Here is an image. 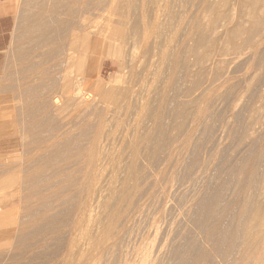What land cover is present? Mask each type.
<instances>
[{"label": "bare ground", "instance_id": "6f19581e", "mask_svg": "<svg viewBox=\"0 0 264 264\" xmlns=\"http://www.w3.org/2000/svg\"><path fill=\"white\" fill-rule=\"evenodd\" d=\"M130 1L132 2L133 0H130ZM130 1L127 0V3L129 2L128 5H133V4H130L131 3ZM136 1H138V0H136ZM140 1L142 2V0H140ZM144 1H143V3H144ZM168 1L164 0V3L168 2ZM177 1H179V0H177ZM183 1L185 2V0H183ZM183 1L181 2V0H180L179 2H176V4H179V3L183 4ZM197 1L195 3H198ZM199 1L203 2V4H202L203 10L202 11L207 15V18H205L207 21L206 20L203 21L204 19L201 20L202 16H201V19L196 18L193 21V18L190 19L189 15L184 16L181 14L182 11L178 12V10H176L177 11L176 13L180 14V17L183 16V17L189 18V20H191V22H192V23H190L187 20L189 22V23L187 22V24L189 26L188 27L186 26L187 28L184 30L183 33H181L180 32V22L178 20L173 19L174 17H170V16H168V14H166L168 17H170V19L168 20V17H167V19H165V18L163 19L164 16L161 19L160 16L162 15L161 13L164 10H160V9L162 6H165L164 4H161L162 3L161 1H160L161 3H159V4H158V2H157V4L155 3L157 8L152 13V15H149L150 13H148V15H147L146 14L147 10L145 11L144 9L148 8V6L146 4L148 1L145 2L146 5L141 4V6L139 7V10L136 13H132V12H135L133 6H131L133 9L132 8L130 9L128 6V8L130 9V11H129L128 8L126 7L127 4H126V6L123 5V7L125 9L124 10V9H122V6H121L122 5L121 0H120L121 3H119V0H112L111 3H114V5L111 6L112 9L110 10L111 13L108 16L109 18L107 19L106 27H108V30L111 31L110 33L113 35L114 41L108 42L106 44H108V46L110 48V52L118 60V66H117L118 67V74L115 75L116 76L115 80H119V79L121 80L123 77V79L125 81H121V84L118 86H115V85H113L114 87L111 86L110 87L111 89H109L108 87H107L108 89L107 88L105 89V87H104L105 85L103 86V84L98 82L97 83L98 84V90H95V92L92 93L89 90L87 92V90L84 88L85 87L84 85L87 83L86 81L88 79H87V75H82L79 78L80 81L78 79V82L77 81L75 82L76 84H78V89H76V90L74 89L75 93H72V92L70 93V88H71L70 80L68 79L66 72H63V74H62L63 79H62L61 83L58 84L55 88H51L52 91L50 92L51 94L49 95V103H50L51 111L53 110V113L60 112L59 108H61L60 106H62L61 105L62 99L66 96H70V98H71V96L73 98L76 96L77 99L80 101L79 104L81 106L84 105L89 100H91V101L94 100L97 102V105H101V106L96 111L95 108L97 106L95 105V108H94L95 110L93 109L94 111H96V112H93V113H95V115L92 113L94 115V116H92V118L93 117L94 118L92 121H89V120H91L90 119L91 117L88 120V122H90L88 125L89 130L87 129L89 131L88 132L89 137L86 135L87 138H85L88 141H87V143H86V141L83 142V143H86V146L84 144L83 149L81 147H79V148H81V150L84 151V153H82L83 151H81V153H79L81 156L79 154H75V156L79 155L80 157H84L82 167L80 165H77V166L81 167V169L76 170L77 166H75V164H74L75 162L73 163L75 168H76L75 171L76 172L80 171L79 174H81V177L77 176L78 174L75 175L76 172L74 173L75 177L77 176V178H78V179L75 178V181H78V182L77 183L74 182L76 187L72 186V184H71L72 182H69V180H67V183H70L71 186L73 187L71 189L72 192H73V189H75V188L77 189V190L75 189V192H74L75 193L74 194L75 201L72 199V203L75 202V203H73L74 206L73 205H72L73 207L71 206L72 209L69 206L70 209L68 208V210L67 209L63 210L64 208L67 207V206L64 207L66 205L64 203V206H63L64 208L62 207L63 209L61 208L62 210H60V212L62 211L65 214L67 211L70 210L68 215H65V216H68V219L67 220L65 219L66 222H64L62 219L63 224H65V225L61 224V225H63L61 229H58L61 226L56 228L57 227L56 225H55V228L57 229V231L53 229V231H56V232L63 231V233H66V232H64L65 230L68 232V233H66V234H68V237H65L66 234H64L65 236L63 237L64 239L66 238V241H65L66 243L64 242L65 245L63 247L61 246L63 248V250L59 254V257L58 258L55 257L56 259L52 260L51 263H50L49 259H47V257L45 256L46 260H47V262H46L47 264H48V261L50 264H166V263L169 264V261L176 259L177 256L181 255L180 252L178 251V248H179L178 246L179 245L182 246V243H183L182 241H184L183 238H181L182 235H185V236H183V237H185V240L187 237H192V236H193V240H194L195 235H193V230L196 229V231H197V228L202 226L204 221L206 222L205 217L210 218V215L212 214L211 212H210L211 214L209 216H206L207 213H209V211L211 210L210 208L213 206V205L211 206L210 203H209V205L211 207L209 205H201V207H200V205H199L200 209L198 210V214H196L197 210L195 209L196 211L195 210L194 211L196 213H193V214L190 213L191 216L190 217L188 216L189 219L186 217L187 221H183V219H180L177 216L176 217L172 216L174 213L173 208H174V206L175 207L177 206V204L175 205L174 203H175V200L177 199V197L180 198L179 197L180 194H185L189 197V199L187 197V200L190 201V203H189L188 207L186 206L187 208L183 209V207L180 206V209L182 208V210H179V208H178V210H179L178 212L176 209H174L178 215H179V212H180V215H182L181 213H183L182 217L186 216L184 214H188L190 209H193L195 207L194 204H196V203H193L194 198H192V195H191L192 188L189 189L191 186H193L192 182L194 180L198 179L199 177L200 178L205 177L206 179H207V177H209V176L206 177L203 174L206 172L207 168H209L208 167L209 157H210V159H212L211 157L215 156V155L210 156V154L214 153V151H215L214 150V151H212V153H210L211 150L214 149V147H216L218 145V143H220V141L222 140V138L224 136L226 137V134L228 133L227 131L230 130L229 126L232 127L234 125L233 124L234 122L237 123V120L243 119V118H238V116H239V113L241 112L244 98L246 96H247L246 98H248V96H249L246 94H248L252 89L250 82H248V81L252 80V78H254L256 76H257V78L259 76H261V77H259V79H262L264 77V0H211V1L199 0ZM153 2L154 1L152 0V5H154ZM187 2H188V0H187ZM123 3L125 4V2H123ZM137 3L140 4L139 2H137ZM188 3L190 4V0ZM188 3H186V4H188ZM176 4H174V8H175ZM186 4H184L183 6L186 7L185 6ZM135 5H134V7H136V10H137L138 6H135ZM95 6L97 7V5H95ZM143 6L144 7L147 6V7L144 8ZM188 6H191V5H188ZM198 6H199V3H198ZM198 6L196 5L197 8L200 7V6L199 7ZM170 7H173V6L171 5ZM91 8L92 7L90 6L89 9L92 10ZM93 8H94V6H93ZM179 8H180V6H179ZM166 9L167 8H165V10ZM194 9L195 8H191V10H194ZM83 10H85V9H83ZM131 10H134V11H131ZM172 10L173 9L171 8V11ZM92 11H93L92 15L96 19L97 16H99V12L94 13L95 10H92ZM160 11H162V12H160ZM195 11L198 12V9L194 10L193 12H195ZM87 13H90V12L86 11V13H83V14L80 13L79 14L80 18H78L79 19L78 25L76 23L77 26H75V27L69 26L67 31H66V34H65V39L67 40V44L69 46V49L72 50V53H68L66 55L65 63L68 66H75L77 69H81V67L82 68L84 67V63L86 62V59L89 56L88 51L84 52L80 56L75 54V53H77V49H76L77 43L80 40L82 41V43H84L85 40L87 39V42L82 44L83 47L85 45L89 44L91 49H94V48L97 49L98 45H101L102 40L104 41V39L100 40L96 37L95 38H91L89 36L87 37L88 32L86 30V24L84 22H86L87 20L89 21L90 16H92V15H89ZM165 13H164V15H165ZM183 13L185 14V11H183ZM187 13H190V12H187ZM199 13H202V12L199 11ZM111 15H113V16H111ZM183 17L181 19H183ZM92 19H94V18H92ZM187 24H184L183 27ZM192 39L194 40L193 43H191V42L188 43V41H190ZM104 42H106V41H104ZM126 64H127V66H126ZM257 78H254V79H257ZM262 84L264 86V83H262ZM76 88H77V86H76ZM254 88L255 87L253 86V89ZM261 88H262V86H261ZM256 89H258V88H256ZM255 91H258V90H255ZM252 92H250V94H252ZM258 94H259V96H257V100H255V98H254V100L257 103L255 106L253 105L254 107H252V106L248 107V105H246L249 108V116H248V112H247L248 109L246 110L247 113L246 112L244 113L243 109H242L243 113H241V117H243L246 114V116H245V122L246 123H244L245 125H241L243 123V121H238V122H241L239 124L241 125L242 130H243V131H241L242 133L240 132L241 135H239V136L243 137V135H244V138H246V139H247V135L251 136L252 134H254V132L256 130H258V129H256V127H257L256 125L262 124V121L264 120V90L262 91V93L257 92V95ZM253 95L255 96V94H253ZM253 95H251V96H253ZM73 98H71V99H73ZM75 99H73V100H75ZM251 99H253V98H251ZM67 101H70V100H67ZM90 102H88V103H90ZM98 102L100 104H98ZM220 102H221V105L224 104L223 106H224L226 111L224 110V108H223V110L225 111V113L227 112V110H228V112H230V116L225 114L226 116L224 115L223 120L221 118H219V116H221L220 109L222 110V108H219L220 106L219 107L216 106V103L220 104ZM63 103H64V101H63ZM211 103L215 104V106H216V107L214 106L215 109L219 108L218 110H219L220 115L218 114V117L216 115L215 116L218 119H221L223 121V122L222 121L218 122V120L217 121L215 120L216 118L209 117L210 119H212V120L214 119V121L218 122L217 125H216V123L213 124L214 121H212V120H211L212 122H208L207 124L202 123L203 120L205 121L207 119V117L210 116V115H208V113H210L209 107H210ZM244 103H245V101H244ZM247 104H250V102ZM251 104H253V103L251 102ZM86 105H87V103H86ZM88 107H89V104H88ZM247 107H245V108H247ZM82 108H84V107H82ZM54 111H57V112H54ZM210 111L212 112L213 110L211 109ZM224 111H221V112L224 114ZM238 111H240V112H238ZM242 114H244V115H242ZM71 115H72V113H71ZM235 115H236V117H234ZM228 116L230 118L234 117V118H238V119L236 121L233 120L234 121V122L232 121L233 125H230L231 119H229V121L226 120V122L224 121L225 117L228 118ZM246 117L247 118L249 117L248 121H246V119H247ZM77 120L80 121L79 119H77ZM208 120H206V121H208ZM77 122L74 125L72 124V126L74 127L73 129H75V130L76 129L79 130V128L80 127L82 128V125L84 124V123L80 124L81 122L80 123H77ZM200 123L203 124V126L199 128L198 126ZM240 125H238V123H237V127L238 126L240 127ZM68 126L71 127V124ZM235 126H236V124H235ZM243 126H244V129H243ZM237 127H234L233 129H236ZM260 127H258V128H260ZM217 128L223 134L222 135L220 132H218L222 136L218 133H217L218 136L215 135V131L217 130ZM19 129H17V130H19ZM69 129L71 132L72 128H68V130ZM240 130H238V133ZM62 131H64V130L62 129ZM62 131L60 132L61 135H62ZM231 131H232V128H231ZM234 131H233V133H235ZM259 131H260V129L258 131H256L255 133H257ZM261 131H262V129H261ZM22 132H23L22 135H24L23 130L21 131V133ZM67 132H68V134L70 133L69 131H66V133ZM229 133H231V132H229ZM238 133H236V137H238V135H237ZM10 135H12V134H10ZM55 135L58 136V137L57 136H55V137L60 138L58 134H55ZM232 135H234V134H232ZM13 136H15V135H13ZM19 136H20V134H19ZM250 136H248V137H250ZM255 136H256V134H255ZM259 136H260V134H258L255 138H257V137L259 138ZM178 137H180V139H178ZM236 137H234V138H236ZM251 137H250V139H251ZM238 138L240 140L243 139L241 143H245L244 138H240V137H238ZM48 139L49 138H47V140ZM52 139H53V136H52ZM227 139L230 141L229 142L227 140V142H229V143L233 142L232 147H234L235 141H232V138L230 140L228 136H227ZM253 141H251V143ZM256 141L257 140L254 141V145H256V143H255ZM54 142H58V141L54 140ZM43 143H40V144H42L41 147L45 146V145H43ZM46 143H47V141H46ZM46 143H44V144H46ZM229 143H227V144H229ZM241 143H240V145H242V147H244L245 144H241ZM248 143H247V145H248ZM260 143L264 144V142L262 140ZM40 144L38 145L39 147H40ZM50 144H47V145H50ZM227 144H225V145H227ZM229 145L231 146V144H229ZM258 145H257V147L256 146L255 147L258 148ZM221 146L218 149L219 151L223 149V147H221ZM236 146H237V144H236ZM246 146H245V149H246ZM39 147L37 148L38 150L41 148V147L40 148ZM238 147L239 146H237L235 148L237 149ZM242 147H239V148H242ZM22 148H23V145L21 143H18V148H16L17 155H16V153H14V155L18 156V154L21 151L20 149H22ZM47 148H50V147H47ZM77 148H78V146H77ZM226 148H227V146H226ZM38 150L35 149L36 152ZM225 150L226 149H224V151ZM251 150L253 152L254 149L252 148ZM255 150H257V149H255ZM32 151L34 152V150H31V152ZM47 151H49V149ZM77 151H78V149H77ZM224 151L222 150V152H219V153H221L220 155H223ZM78 152H80V150ZM227 152H229V151H227ZM249 152H250L249 150L247 153H246V151H244V153H246L248 158L251 157V155H250L251 153H249ZM217 153L218 152H216L215 154L217 155ZM230 153H232V152H230ZM239 153H237V154L240 155ZM10 154L13 155L12 153H10ZM10 154H8V156H10ZM82 154H84V156H82ZM237 154L235 153L233 155L238 156ZM241 154H242V152H241ZM255 154H256V151H255ZM260 154H261V152L259 151V155ZM23 155L24 154L22 153V156ZM31 155H33V154H31ZM34 155H36V153ZM261 155H263V154H261ZM37 156L38 155H36V157ZM244 156L245 155H243V157ZM256 156H258V154ZM33 157L35 158V156H33ZM33 157H32V161L34 160ZM220 157H218V158H220ZM28 158L26 156V159H28ZM216 158H215V161L217 160ZM231 158H233V157L231 156ZM253 158H256V157L253 156ZM238 159L240 160V158H238ZM238 159H237V161H238ZM30 160H31V158H30ZM51 160L52 159L50 158V161ZM212 160H210V161L213 163L214 161H212ZM222 160L225 161V158ZM222 160L221 159L217 160V163L219 161V165H221L220 163ZM229 160L233 161L234 159H230V157H229ZM244 160H245V158L242 159L243 162H244ZM246 160H247V163L244 162L245 165L248 164L249 159L246 158ZM20 161H22V160H20ZM73 161L74 160H72V162ZM25 162H27V161L25 160ZM234 162H235V164H237L235 160H234ZM240 162H241V160H240ZM16 163H15L16 167H17V165L21 164L20 162H19L20 164L19 163L16 164ZM227 163H230V161H228ZM253 163H252V165H253ZM22 164L24 166V160H23ZM224 164H226V163H224ZM232 164H233V162H232ZM35 165H36V162H35ZM41 165H42V162H41ZM41 165L39 163V167ZM214 165L213 166L210 165V167L211 168L215 167L214 170H216V168H218L219 165L217 164V167ZM229 165L230 164H228V166ZM234 165H232V166L234 167V169L236 168L235 172H239L236 170H239L238 167H240L241 165L239 166V164H238V167H235L236 165L235 166ZM257 165H261V163L256 164V166ZM8 166H9V164L3 163L1 165V171H0V203H4V205L6 203L8 204V202L12 201L11 199H14L13 197L14 196L16 197L18 194V192H12V190L11 191L8 190L9 187L12 185V186H15L16 188H18V186H19L18 181L16 180L18 178V175H16L17 178H15L13 181L11 180L12 182L9 181L7 176H9V174L15 175L16 173H14L15 167H13V166H11L12 168H14L12 170L13 173H10V169L8 168ZM26 166H27V164L25 165V167ZM221 166H219V167H221ZM20 167L18 166L17 169L15 170L17 172V174H18V171L20 170ZM35 167H34V164L32 166H30V169L28 167H26L28 169V171L31 170V172L27 171L28 174H30V173L32 174L30 176L34 175V172H32V171L36 170ZM41 167H40V169H41ZM243 167H244V165L242 166V168ZM246 167H247V165H246ZM248 167H247V169H248ZM259 167L257 166L256 168H259ZM226 168L228 169L227 166H226ZM226 168H225V170H226ZM32 169H34V170H32ZM229 169H231V168H229ZM234 169H232V170H234ZM243 169L245 170V168H243ZM38 170H39V168L37 167V171ZM41 170L43 171V169H41ZM220 170H222V167ZM228 170H226L227 172L226 171L224 172V170H222L221 173L223 172L226 175V174H228L229 171L231 172V170H229V171ZM244 170H242V171H244ZM256 170H258V169H256ZM261 170H262V168L260 169L259 172L256 171L259 173V176H257V177L260 178V179L258 178V181L260 180V182L264 180V176H262L263 179H262V177H260L261 176L260 172H262L264 169L262 171ZM39 171H38V173H39ZM73 171H74V169H73ZM250 171L253 172L252 170H250ZM216 172H218V171H215V172L213 171V173H215V176H216V174H218L220 179H221L220 174L216 173ZM247 172H248V170H247ZM40 173H41V171H40ZM258 173H257V175H258ZM236 174H238V173H236ZM240 174L242 175V173H239L238 175H240ZM253 174L255 175V172H253ZM253 174L251 175V177H253ZM218 175H217V180L215 178L212 179V177H211V179L214 181H218L219 180ZM225 175L222 174V176H224V178H225ZM230 175H233V174H230ZM230 175H228V177H231ZM238 175H235V173H234L233 178L236 177V179H237ZM69 176L71 178H74V176L72 177V174H69ZM202 176H204V177H202ZM215 176L213 175V177H215ZM240 177L238 178L239 180H240ZM248 177H250V175ZM65 178L69 179L67 177H65ZM224 178H223V180H224ZM236 179H233V183L238 184V182H234V180L235 181L238 180V179L237 180ZM228 180H229V178H228ZM243 180L246 181V179H243ZM248 180H252V179H247V181ZM63 181H61V182H63ZM198 181H200V180H198ZM220 181H219V183H220ZM222 181H221V183H222ZM252 181H253V183H251V184H249L250 183L249 181H248V183H246L251 188L253 187V184H254V178ZM239 182H242V180ZM260 182H258V183L260 184ZM74 183H73V185H74ZM197 183H199V182H196V185H197ZM201 183L202 182L200 181L199 184L202 185ZM207 183L208 182H205L204 185H206ZM223 183H225V182H223ZM226 183L227 184H224V185H228L227 187H230L229 186L230 182L229 183L226 182ZM231 183H232V181H231ZM255 183H256V178H255ZM261 183H263V182H261ZM54 184H56V183L55 182L53 183V188L55 187ZM211 184L213 186L215 185V183L214 184L211 183ZM246 184H243V185H246ZM194 185H195V183H194ZM207 185L205 188L208 187ZM233 185L231 184L232 187H235ZM261 185L262 184H260V187L256 188V191H257V189H260V191H261V189H262ZM48 186L49 187H47V188L50 189L51 184ZM66 186L69 187L70 185H66ZM237 186L238 185H236V187ZM257 186H259V185H257ZM263 186H264V183H263L262 187ZM193 187L195 188L194 190L196 192L198 186H197V188H196V186H193ZM232 187H230V188H231V191L233 192ZM244 187H246V186H244ZM244 187H243V190L245 189V191H246V188H244ZM249 187H248V189H249ZM30 188H32V190H33L35 187L33 188V186H32ZM60 188L65 189V191L67 192L66 187L64 188L61 186ZM217 188L218 187H216V189ZM45 189H46V187H45ZM51 189H52V187H51ZM253 189H255V188H252L251 190L255 192V190H253ZM32 190H29L28 192H30ZM35 191H37V190H35V189L33 190L34 194H35ZM44 191H46V193L48 192L47 189ZM44 191H40V192H42L41 195L42 196L44 195L42 200H44V199L46 200V198L49 197V196H47L45 198V194L43 193ZM197 191H199V189ZM223 191L225 192V190H223ZM247 191L249 193V190H247ZM49 192H52V191H49ZM224 192H221V193H224ZM26 193L27 192L24 193V196L26 195ZM33 193H32V195L28 194L29 197L26 198L27 201H29L30 196H31V198L33 197L34 199H37V197L35 198V196H33ZM36 193H38V191ZM60 193H61V190H60ZM68 193L69 192H67V194ZM200 193H202V192H200ZM226 193L228 194V191H226ZM248 193H247L248 197L246 196L248 198V200L244 196L246 194H242V196H241L242 198L245 197L243 200L246 199L245 202L248 201L247 203H249V200L251 201L254 199L253 197H255V195L253 194L252 195L253 199H249V197H251V193H250V195ZM19 194H21V192ZM69 194L71 195L72 193H69ZM192 194H194V193H192ZM210 194L214 195L215 193L211 192ZM219 194H220V192H219ZM219 194L217 192V195H219ZM236 194H237V192H236ZM36 195L38 196L39 194H36ZM70 195H68V196H70ZM231 195L232 194H230V196ZM258 195L259 194H257L256 196L258 197ZM262 195H264L263 192H262ZM262 195L260 197L261 200L259 198L254 199L255 203L257 202V199H259L261 206H262L261 201H262V198L264 197ZM24 196H22V197L25 198L26 196L25 197ZM62 196H64L63 193H62ZM62 196H61V199L63 198ZM184 196H182V198L186 199V196L185 197ZM201 196L202 195H199V197H201ZM222 196H224V195H222ZM225 196H226V194H225ZM56 197H58V196L56 195ZM206 197L207 196H204L205 200H206ZM210 197L211 196L207 197L208 198L207 200H209ZM221 197L219 199H221ZM228 197H229V194L226 198H228ZM18 198L20 199L21 197H18ZM65 198H63V199H65ZM202 198H200L201 201H202ZM211 198H213V197H211ZM26 199H23V200H26ZM39 199L41 200V198H39ZM61 199H60V201H58V199L56 201L61 202ZM63 199H62V201H63ZM214 199L215 198H213V200ZM219 199L217 198V201H219ZM33 200L31 199V204L35 202V201L33 202ZM48 200H47V202H48ZM205 200H203L202 202L206 204V202H204ZM221 200L226 201L227 199L226 200L221 199ZM39 201L36 202V205L39 204L38 203ZM50 201H51V199H50ZM53 201H55L54 198H53ZM182 201H184V200L182 199ZM188 201H187V203H188ZM201 201L200 202L197 201V202L201 204L202 203ZM240 201H238V202H240ZM214 202L216 203V201H214ZM226 202H227V204L224 202L225 205L229 206V202L228 201H226ZM42 203H43V201H42ZM49 203H48V206L50 205ZM52 203L54 204V202H51V204ZM180 203H181V201H180ZM182 203H181V205H182ZM11 204H13V203H11ZM11 204H9V207H11L10 206ZM53 204H52V206H54ZM56 204L58 205L59 203L56 202ZM221 204H223V202ZM230 204H232V203H230ZM60 205H59V207H61ZM179 205L180 204H178V207H179ZM240 205L242 206L241 203H240ZM243 205H245V203H243ZM17 206L19 207L20 204ZM28 206H29V208L26 206V208H27L26 211L28 209H30V210L33 209L32 206H30V204H28ZM50 206L47 207V205H45V210L47 208L49 210H52L50 208ZM182 206H185V205H182ZM217 206L218 205L216 204L215 207H217ZM22 207H24V208H22V210L25 209V205H23ZM41 207H42V205H41ZM236 207L238 208L237 205H236ZM242 207H243V209H242ZM242 207H240V210L246 209L244 206H242ZM43 208L44 207H42L41 209L44 210ZM150 208H154V210L153 209L151 210V211H153L152 212L153 214L151 213V215H153V216L150 217L151 215L149 214L150 213L149 212L148 218L150 217V219L146 220L144 217L146 216L145 214H147L146 212H148L150 210ZM221 208H223V207H221ZM232 208L233 207H231V209ZM237 208H235L236 211H237ZM41 209H39V210L41 211ZM48 209H47V211H48ZM55 209H57V208H54L53 210H55ZM59 209L60 208H58V210ZM58 210H57V212H58ZM215 210H217L215 215H217L221 211V210L218 211V209H216V208H215ZM240 210H239V212H241ZM24 212H25V210H24ZM57 212H55V213H57ZM221 212H222L221 215H223V211H221ZM227 212H228V209H227ZM243 212L245 213V211H243ZM27 213L25 212V214H27ZM46 213H49V212L43 211L42 214L39 213V217H41V218L46 217V215H47ZM55 213H53V211H52L50 214H55ZM228 213H231V212H228ZM36 214L38 215V213H36ZM36 214H35V218L34 217L32 218L31 214H30V217L33 219L32 223L35 222L34 220L36 219V216H37ZM59 214H62V213H59ZM59 214L57 213V215H59ZM213 215H214V213H213ZM221 215H220V217H222ZM230 215H228V216H230ZM242 215H244V214H242ZM253 215H255V214H253ZM253 215H251V217ZM50 216H52V219L54 217L53 215L48 214V217L50 219V222H48L49 226H51V224L53 223ZM174 216H175V214H174ZM218 216H219V214H218ZM218 216H217V218H218ZM234 216L237 217L238 215H234ZM257 216H253L252 219L254 220L255 224L258 225L256 227L260 226L259 231H258L259 233L255 232L258 230L256 228V229H254L255 230L254 232L256 234L253 235V233H250V235H253L252 236L253 239L250 238L251 236L249 234H247V236L245 235L246 241H248L247 240L248 238L251 239V242H249L250 241V239H249V241H248L249 243L245 242L246 245L243 246L244 248L247 246L245 251H247V249H248V253L243 250L245 252V255L243 254V256H242L241 255L242 253L239 252L240 253L239 255L242 257V259L240 258L241 261L244 262L246 260L245 263H247V264H264V217L262 219V217L256 218ZM23 217L24 216H22V221H24ZM39 217H38L37 221L40 220ZM61 217H63V216H61ZM20 218H21V216H20ZM65 218H67V217H65ZM217 218H216V222H217V220L220 219V218L219 219H217ZM232 218H234V217H232ZM241 218L242 217H240V219ZM45 219H48V218L46 217ZM140 219H145L144 222H146V223H144V226H141L139 228L135 227V225L138 224L136 222L139 221ZM226 219H227V217H226ZM224 220H225V217H224ZM230 220H229V222H230ZM20 221L18 220V222H20ZM26 221H28V220H26ZM29 221H30L29 223H31V220H29ZM40 221H38V222H40ZM45 221L43 223H47ZM214 221H211V222L215 223ZM60 222H61V220H60ZM221 222L222 221H220V223ZM229 222H226V223H229ZM16 223H17V214H16L15 209L8 208V207L0 208V225L6 226V227H12ZM41 223H42V221H41ZM48 223H47V226H48ZM189 223L191 224V226L188 225ZM238 223H240V222H238ZM25 224L26 223L24 222L23 225L26 227L27 225H25ZM58 224L59 223H57V225ZM139 224L141 225V222ZM208 224L210 225V228H211L212 223H208V221H207V225ZM231 224H232V222H230L228 224V226H231ZM248 224H249V222H248ZM43 225H45V224H43ZM21 226L22 225H20V227ZM29 226L30 225H28L27 229L29 228ZM37 226H38V224H37ZM214 226H216V225L214 224ZM233 226H234V224H233ZM46 227H44V228H46ZM203 227H204L203 230L199 229V230H201L200 231L201 233H202V231H204L205 227L207 228V226H205V224ZM226 227L227 226H225V229H226ZM243 227H245V226H243ZM19 228L16 229L17 233H19V231H18ZM49 228L52 229V227H49ZM13 229L14 228H12V230ZM211 229L213 230L214 228H211ZM8 230L12 231L11 229H8ZM8 230L6 232H8ZM20 230H21V228H20ZM22 230H23V228H22ZM47 230H48V228H47ZM199 230H198V232H199ZM3 231L0 230V233L1 232L3 233ZM226 231H228V229ZM22 232H24V230ZM187 232H189V233L191 232L192 236L190 234L189 236L186 237ZM9 233H7V234H9ZM63 233H61V234H63ZM211 233H212V231H211ZM218 233L221 234L220 231ZM218 233L216 232L214 234L215 237H217L216 234L218 235ZM228 233L226 234V236L228 235ZM244 233H245V231H244ZM10 234H13V233L11 232ZM53 234L56 235V233H53ZM199 234L196 233V236ZM207 234H210V232L208 231ZM1 235H4V233ZM1 235H0V237H1ZM57 235H59V234L57 233ZM187 235H188V233H187ZM201 235H203V234H200V236ZM239 235L240 234H238V236ZM241 235H242V233H241ZM248 235L250 237H248ZM39 236L41 237V234H39ZM46 236H47V234H46ZM56 236H55V239H56ZM243 236H242V238H243ZM5 237H6V234H5ZM18 237L20 239V236H18ZM208 237H209V235H207V239H205V242H207V240L210 241L209 240L210 238H208ZM210 237H211V234H210ZM219 237L220 236H218V238ZM15 238H16V235H15ZM44 238H46V237H44ZM58 238H60V237L58 236ZM201 238H203V237H200V239ZM205 238H206V236H205ZM211 238L213 239V237H211ZM35 239H37V238H35ZM42 239H43V236L41 237L40 241ZM190 239L191 238H189V239L187 238V241L186 242L184 241V242L187 244V242H189ZM219 239H217V240L219 241ZM16 240L14 239L15 242H16ZM239 240H241V238ZM36 241L39 242L38 240H35L34 241L35 244H37ZM44 241H46V240H44ZM13 242H11V243L13 244ZM190 242H192V239L190 240ZM195 242H196V240H195ZM199 242H201V241L197 242L200 245ZM205 242L202 245H205ZM217 242H216V244L220 243V242L219 243H217ZM44 243H47V242H43L42 244L44 245ZM50 243H52V242H50ZM185 243L183 244L184 246H185ZM18 244H19V242H17L16 246L19 247L18 249H21L22 247L20 248V246H19L21 243L19 245ZM42 244L40 245V247L43 246ZM210 244L213 245L214 241L211 242ZM30 245H31V243L29 244V248H30ZM189 245H187V246H189ZM221 245H222V242H221ZM45 246L47 248L48 246H50V244L48 243V246H47V244H45ZM181 246H180V250H182ZM214 246L216 247V245H213V247ZM196 247H197V245H196ZM200 247H201V245H200ZM205 247H206V245H205ZM205 247H203L204 249L202 251V254H204V255H205V253H203V252L207 251V250L204 251L205 249H207V247L206 248ZM213 247H211V248L215 249V247L214 248ZM234 247L235 246H233V248ZM15 248H17V247H13L12 250L18 251V249H15ZM31 248H32V246H31ZM43 248H41L42 252H43ZM186 248L184 249V251L186 250ZM208 248H210V246ZM224 248L225 249L227 248L226 245ZM193 249L196 251L198 250V249H195V247H193ZM212 249H209L210 253H211ZM216 249H218L220 251L214 250V251H212V253L213 252L215 253V251L216 252H222V250H223L222 248H221L222 250L219 249V246H218V248L216 247ZM225 249L223 250L221 255L225 256V253L226 252L228 253V251H227L228 249H226V252H224ZM230 249L232 251L234 250V249H232V247ZM230 249H229V252L231 253L232 251H230ZM12 250H11V252H12ZM28 250L30 251V249H28ZM28 250H26L27 253H30V252L32 253V251L29 252ZM31 250H34V249H31ZM45 250L46 249L44 248V251ZM190 250H192V248L189 249V253H190ZM23 251H25V250H23ZM23 251L21 249V252H23ZM184 251L183 252L181 251V252L186 255V253H184ZM18 252H20V250ZM200 252H194L196 255L191 253L192 257H194V258L197 257L198 256L197 253L199 254ZM44 253L45 252H43V254ZM207 253H208V251H207ZM230 253H228V254L230 255ZM14 254H16V252ZM14 254H12V255H14ZM20 254H22V253H20ZM24 254H26V252ZM191 254H188V255H191ZM202 254L199 255V257L201 259L198 258L199 260H201V262L203 260ZM234 254L236 255V253H234ZM17 255H19V253ZM31 255H33V254H31ZM54 255H56V254H54ZM193 255H195V256H193ZM36 256H37V254L35 253V257ZM187 256H186V259H187ZM210 256L208 257L207 261H209ZM29 257H31V256H29ZM182 257H183V259L185 258L184 256H182ZM182 257H178V259L180 258L179 260L181 261ZM204 257H205L204 258V261H205L206 256H204ZM223 257H221V258H223ZM225 257L227 258V256H225ZM225 257L223 258V260H225ZM21 258H19V259L17 258L16 260H20ZM194 258H192L193 260L191 259L192 262L190 261V263L189 262L187 263L188 259L187 260L185 259L184 261L186 264H197L198 262H200L198 259H197L198 260V262H197L196 260H194ZM221 258L220 257L218 258V260L220 261L218 263L224 264V262H221ZM211 259L212 258H210L209 264H211V261H213L214 263L215 262L217 263V261H215V259H217L216 253H215L214 259H212V260ZM228 259L229 258H227L226 261H228ZM5 261H6V259H5ZM180 261H179V263H180ZM204 261L202 264H204ZM241 261H240V263H241ZM172 262H170V263L172 264ZM179 263L176 260L175 264H179ZM225 263L228 264L227 262H225ZM36 264H40V263H36Z\"/></svg>", "mask_w": 264, "mask_h": 264}, {"label": "rangeland", "instance_id": "374dc122", "mask_svg": "<svg viewBox=\"0 0 264 264\" xmlns=\"http://www.w3.org/2000/svg\"><path fill=\"white\" fill-rule=\"evenodd\" d=\"M111 1L112 0H0V5H3L4 3L5 4H8L7 6L9 7V11L12 13V15H13V18H14V26H13V29H12V31H11V34H10V43H9V47L7 48V50L0 56V171H1V165L3 164V163H7V164H9V166H8V168L10 169V173H13V169L14 168H12L11 166H13V167H15V169H14V173H16L15 175L14 174H9V176H7L8 177V179H9V181H13L15 178H17L16 177V175H18V178L16 179L17 181H18V184H19V186H18V188H16L15 186H10L9 187V189L8 190H12V192H18V194H17V196L15 197H13L14 199H11L12 201H10V202H8V204L6 203L5 205H4V203H0V208H3V207H8V208H13V209H15V211H16V214H17V223L14 225V226H12V227H6V226H2V225H0V230L1 231H3V233H4V235H1V234H3L2 232L0 233V235H1V237H0V264H36V263H40V264H47L46 262H47V260H46V257H47V259H49V261H50V263L52 262V260H54V259H56V258H58L59 257V254L61 253V251L63 250V246L65 245L64 244V242L66 241V238L64 239L63 237L65 236L64 234H66V233H68L66 230L64 231V232H66V233H63V231H58V232H56L57 231V229L56 228H58L59 226H61L60 228H58V229H61L62 228V226L63 225H65V224H63V221L64 222H66L65 221V219L67 220L68 219V216H65V215H68V213L70 212V210L69 211H65L66 213L64 214L62 211L60 212V210H62L64 207H66V208H64L63 210H68V208H69V206H70V208L72 209V207L74 206V204L73 203H75V202H73L72 203V199L75 201V198H74V192H75V189H73V192L71 191V189L73 188L72 186H74V187H76V185H75V183L74 182H78V181H75V178L76 179H78L77 178V176H79V177H81V174H79V172L80 171H75V169L76 170H78V169H81V167H82V164H83V160H84V157H80L81 155L79 154V153H81V151H83V150H81V148L83 149L84 148V144H85V146H86V143H87V139H85V138H87L86 137V135L88 136L89 134H88V125H89V123L90 122H88V120H89V118L91 119V120H89V121H92L93 120V118H92V116H94L95 115V113H93V112H96L97 111V109L98 108H100V106L101 105H97V102L96 101H94V100H89L88 102H90V103H88V102H86L87 103V105H86V103L84 104V105H80L79 103H80V101L77 99V97L75 96L74 98L71 96V98H73V99H75V100H73V99H71L70 98V96H66V97H64L63 99H62V106H60L61 108H59V110H60V112H57V111H54V112H57V113H53V110L51 111V108H50V103H49V95L51 94L50 92L52 91V89L51 88H55L58 84H60L61 83V81H62V79H63V76H62V74H63V72H66V75H67V77H68V79L70 80V86H71V88H70V93L72 92V93H75L74 92V89L76 90V89H78V84H76L75 82L77 81L78 82V79L82 76V75H87V83L84 85L85 87V89L87 90V92H88V90L89 91H91L92 93L93 92H95V90H98V82H100L101 84H103V86L105 87V89L108 87L109 89H111L110 87L111 86H113V85H115V86H118V85H120L121 84V81H125L124 79H123V77H122V79L120 80H115V75H117L118 74V60L116 59V57L110 52V48H109V46H108V44H106V43H108V42H113L114 40H113V35L110 33L111 31H109L108 30V27H106V24H107V19L109 18L108 16H109V14L111 13L110 12V10L112 9L111 8V6H113L114 5V3H111ZM128 1H130V0H128ZM135 3H134V2ZM130 4H133V5H128L129 4V2L127 3V0L125 1V0H121V2H120V0H119V3H121L122 5V9H124V7H123V5L124 6H126V4H127V8H128V6H129V8L131 9L132 7L131 6H133V8H134V10H135V12H132V13H136L138 10H139V7L141 6V4H145V2H147L146 4H147V6H148V8H146L147 6H143L144 8H146V9H144L145 11H146V14L148 15V13H150L149 15H152V13L156 10V4H157V2H158V4L159 3H161V4H164L165 6H162L161 7V9L160 10H164L163 12L165 13V15H164V13L162 12V11H160V12H162L160 15V17H161V19H162V17H163V19L165 18V19H167V17L168 16H170V17H174L173 19H175V20H178L179 22H180V32L181 33H183L184 32V30L189 26L188 24H187V22L189 21L190 23H192L191 22V20H189V18L190 19H192L193 18V21H194V19H196V18H199V19H201V16H202V19L201 20H203V21H205L206 19L205 18H207V15L202 11L203 10V6H202V4H203V2L202 1H197V0H190V4L188 3L189 2V0H188V2H187V0H185V2L186 3H188V4H186L183 0H181V2L183 1V4L182 3H179V4H176V2H179V1H177V0H166V1H168V2H165L164 3V0H153L154 2V5H152V0L150 1V0H142V2L140 1V0H138V1H136V0H133ZM143 1H144V3H143ZM156 1V2H155ZM161 1V2H160ZM198 2L199 3V6L201 7H199L198 6V3H195V2ZM207 1H211V0H207ZM123 2H125V4L123 3ZM137 2H139L140 4H138ZM175 2V3H174ZM137 3V4H136ZM156 3V4H155ZM167 3V4H166ZM94 4V5H93ZM136 4V5H135ZM145 4V5H146ZM169 4V5H168ZM174 4H176L175 5V8H174ZM184 4H186L185 6L187 7H184L183 5ZM94 6V8H93V6ZM95 5H97V7L95 6ZM134 5L135 6H138L137 7V10H136V7H134ZM173 6V7H170V6ZM178 5V6H177ZM188 5H191V6H188ZM196 5L199 7V8H197L196 7ZM90 6L92 7L91 9L92 10H95L94 11V13H98L99 12V16H97V18L95 19V17L92 15L93 14V11L92 10H90L89 8H90ZM179 6H180V8H179ZM125 7V8H126ZM178 7V8H177ZM182 7V8H181ZM81 8V9H80ZM85 9V10H83V9ZM89 10H88V9ZM128 8V10L130 11V9ZM132 8V9H133ZM165 8H167L166 10H165ZM171 8L173 9L172 11H171ZM191 8H195L194 10H196V9H198V12L197 11H195V12H193L194 10H191ZM87 9V10H86ZM99 9V10H98ZM149 9V10H148ZM153 9V10H152ZM81 10V11H80ZM125 10V9H124ZM127 10V9H126ZM134 10H131V11H134ZM176 10H178V12H180V11H182V15H184V16H190L189 18H186V17H183V16H181L180 17V14H177L176 12ZM85 11V12H84ZM86 11L87 12H90V13H87V14H89V15H92V16H90V18H89V21L87 20L86 22H84L85 24H86V30H87V32H88V34H87V37L89 36V37H91V38H98V39H104V41H106V42H104L103 40H102V43H101V45H98V48L96 49V48H94V49H91L90 48V45L88 44V45H85L84 47H83V45L82 44H84V43H86L87 42V39L85 40V42L84 43H82V41L80 40L78 43H77V45H76V49H77V53H75L76 55H82L84 52H87L88 51V58L86 59V62L84 63V67L82 68L81 67V69H77L75 66H68L66 63H65V58H66V55L68 54V53H72V50H70L69 49V46H68V44H67V40L65 39V34H66V31H67V29H68V27L69 26H73V27H75V26H77L78 25V18H80V13H86ZM183 11H185V14L183 13ZM199 11L200 12H202V13H199ZM172 12V13H171ZM187 12H190V13H187ZM176 13V14H175ZM81 14V15H82ZM166 14H168V16L166 15ZM171 14V15H170ZM173 15V16H172ZM175 15V16H174ZM206 15V16H205ZM111 16H113V15H111ZM110 16V17H111ZM170 17H168V20L170 19ZM179 17V18H178ZM183 17V19H181ZM92 18H94V19H92ZM186 20H185V19ZM181 20V21H180ZM188 20V21H187ZM207 21V20H206ZM188 22V23H189ZM76 23H77V25H76ZM182 23V24H181ZM184 24H187V25H185L184 27H183V25ZM187 26V27H186ZM182 30V31H181ZM90 31V32H89ZM95 35V36H94ZM193 39L192 40H190V41H188V43H193ZM96 49V50H95ZM93 51V52H92ZM127 63V62H126ZM126 66H127V64H126ZM122 74V73H121ZM120 74V75H121ZM259 77H261V76H259ZM259 77L257 78V76L256 77H254V78H257V79H254V78H252V80H249L248 82H250V85H251V87H252V89H251V91L250 92H252L254 89L255 90H258V91H253L252 92V94H250V92L248 93V94H246V95H249L248 96V98H244V100H243V104H242V109H243V112L245 113L246 112V110L248 109V116H249V108L248 107H254L257 103H256V101L255 100H257V96H259V94L257 95V92L258 93H262V91L264 90V86H263V84L262 83H264V77L262 78V79H259ZM260 80V81H259ZM79 81H80V79H79ZM93 82V83H92ZM258 82V83H257ZM99 83V84H100ZM257 83V84H256ZM90 85V86H89ZM262 86V88H261V86ZM76 86H77V88H76ZM253 86L255 87L254 89H253ZM83 87V86H82ZM114 87V86H113ZM112 87V88H113ZM107 88V89H108ZM256 88H258V89H256ZM84 89V90H85ZM262 89V90H261ZM260 91V92H259ZM77 92V91H76ZM90 92V93H91ZM253 94H255V96L253 95ZM251 95H253V96H251ZM251 96V97H250ZM68 97V98H67ZM66 98V99H65ZM70 98V99H69ZM251 98H253V99H251ZM254 98H255V100H254ZM92 99V98H91ZM67 100H70V101H67ZM63 101H64V103H63ZM66 101V102H65ZM79 101V102H78ZM244 101H245V103H244ZM78 102V103H77ZM250 102V104H247V103H249ZM251 102L253 103V104H251ZM78 104V105H77ZM88 104H89V107H88ZM98 104H100L99 102H98ZM219 103H216V106H220L219 108H222V110L220 109V113H221V116H219V118H221L222 120L224 119V115L226 114V115H229L230 116V112H228V110H227V112L225 113V108H224V104H222L221 105V102H220V104L218 105ZM78 107H76V106ZM80 105V106H79ZM95 105L97 106L96 108H95ZM212 105V106H211ZM211 105H210V107H209V112L210 113H208V115H210V116H208L207 117V119L206 120H208V121H204L203 120V124L204 123H208V122H212V121H214V119L212 120V119H210L209 117H211V118H216L215 120L217 121L218 120V122L219 121H222L221 119H218L217 117H218V114L220 115V113H219V108L217 109H215V104L214 103H211ZM244 105V106H243ZM246 105H248V107L246 106ZM254 105V106H253ZM99 106V107H98ZM215 106V107H214ZM81 107V108H80ZM82 107H84V108H82ZM244 107V108H243ZM245 107H247V108H245ZM92 108V109H91ZM96 109V111H94L95 109ZM215 112H211L210 110L211 109ZM214 108V109H213ZM223 108H224V110H223ZM80 111H79V110ZM94 109V110H93ZM242 109H241V112L240 111H238V112H240L239 113V116H238V118H243L242 120L240 119V120H237L238 118H234V117H236V115L234 116V117H229L228 116V118L227 117H225V122H226V120H228L229 121V119H231L230 120V122H231V124L230 125H233L232 127H230L229 126V131H227L228 133L229 132H231L232 134H234V135H232L231 133H227L226 134V137L224 138H222V140L220 141V143H218V145L216 146V147H214V149H212L211 150V152L210 153H212V151H214V153H212V154H210V156H213V155H215V156H213V157H211L212 159H210V157H209V163H208V167L209 168H207V170H206V172L203 174L204 176H209V177H207V179L204 177V176H202V177H204V178H198V179H196V180H194L193 182H192V184H193V186H196V188H197V186H198V188H197V190L199 189V191L200 192H202V193H200L199 191H197L196 190V192H195V188L193 187V186H191L189 189H191L192 188V193H194V194H192L191 193V195H192V198H194V202L193 203H196V204H194V206L196 207H194L193 209H190V211L188 212V214H184V215H186V216H184V217H182L183 216V213H181L182 215H180V212H179V215L177 214V212L179 211V210H182V208L180 209V206L181 207H183V209H185V208H187L188 207V205H189V203H190V201H188L187 200V195H185V194H180V198H178L177 197V199L175 200V205L177 204V206L175 207L174 206V208H173V211H174V213H173V217H179L180 219H183V221H187L186 219L188 218L189 219V217L191 216V214H193V213H196L195 211L197 210V213L196 214H198V210L200 209V207H201V205H209V203L211 204V210L209 211V213H207V215L206 216H209L211 213V215H210V218L209 217H205V220H206V222L204 221V223H203V225L202 226H200V227H198L197 228V231H196V229H194L193 230V235H195L196 236V233L197 234H203V235H201L200 236V234L199 235H197L196 237L194 236V240H193V236H192V234H191V232L189 233V232H187L188 233V235H187V233H186V237L187 236H189L190 234H191V236L192 237H187L188 239L189 238H191L192 239V242H190V240H189V242H187V244L185 243L186 241H187V238H186V240H185V237H183V236H185V235H182V237L181 238H183V240L185 241H182L183 243H182V246L181 245H179L178 247V251L180 252V256H177V258L176 259H173V260H171V261H169V264H171L170 262H172V264H175V262H176V260H177V262L179 263V259H178V257H182V256H184L185 258L183 259V257H182V260L180 261V263L179 264H184L185 263V259H186V256L188 255V254H195L194 252H200L199 254L197 253V257H192V254L191 255H188L187 256V259L189 260H187V263L189 262L190 263V261H191V259L192 258H194V260H196L197 262H198V258H200L199 257V255H201L202 254V251H203V247H205V245H206V247L209 245L210 246V248H208L207 247V249H205L204 251H208V253H207V251L206 252H203V253H205V255L204 254H202V262H201V260H199L200 262H198L197 264H202L203 263V261H204V256H206V259H205V261H204V264L206 263H208L209 264V261H210V258H212V259H214V257H215V253H216V257H217V259H215V261H217V263L218 262H220L219 260H218V258L220 257H223L224 255H221L222 254V252H223V250L225 249L224 247H225V245H226V249H228L229 247L231 248L232 247V249H234L233 251L230 249V251H232L231 253L229 252V249L227 250L228 251V253H230V255L226 252V249H225V251L224 252H226L225 253V256H227V258H229L228 259V261L230 262H228V261H226L227 260V258L225 257V260H223V258H221V262H224V264H226L225 262H227L228 264H244L245 263V261L244 262H242L241 261V259H242V257L239 255L240 253H242L241 255L243 256V254L245 255V252H247L248 253V249H247V251H245L246 250V248H247V246L244 248L243 246H245L246 244H245V242H247V243H249V242H251V239H253L252 238V236L254 235V234H256L255 232H257V233H259L258 231H259V228H260V226L259 227H256V226H258V225H256L255 224V222H254V220L252 219V217L253 216H257L256 218H261L262 217V219H263V217H264V197L262 198V206H261V204H260V200H261V195H262V192L264 193V186L262 187V185H263V183H264V180L263 181H261V182H263V183H261L260 182V180L258 181V178L259 177H257V176H259V171H260V169L262 168V170L264 169V144L263 143H260L261 142V140L264 142V120L262 121V124H257L256 126V129H260V133L259 132H257V133H255L256 131H258V130H256L255 132H254V134H252L251 136L253 137H251L250 135H247V139L246 138H244V133L242 134L243 135V137H241V136H239V135H241V131H243L242 130V127H241V125H245L244 123H246L245 122V116H246V114L244 115V114H242V115H244L243 117H241V113H243L242 112ZM75 111V112H74ZM221 111H224V114L221 112ZM75 114H74V113ZM78 112V113H77ZM218 112V113H217ZM246 112V113H247ZM71 113H72V115H71ZM87 113V114H86ZM90 113V114H89ZM94 115H93V114ZM70 114V115H69ZM223 114V115H222ZM68 115V116H67ZM89 115V116H88ZM217 117H216V116ZM225 115V116H226ZM223 116V117H222ZM68 117V118H67ZM70 117V118H69ZM83 117V118H82ZM79 119L80 121H78L77 119ZM247 118V117H246ZM249 118V117H248ZM248 118L246 119V121H248ZM76 119V120H75ZM212 120V121H211ZM236 121L237 120V123H238V125H240L239 123H241V122H238V121H243V123L240 125V127L238 126L237 127V123L236 122H234V121ZM66 121V122H65ZM75 121V122H74ZM78 121V122H77ZM216 121H214L213 122V124H215L216 123V125H217V123L218 122H216ZM232 121L234 122L233 124H232ZM80 123V124H82V123H84L83 125H82V128L80 127L79 128V130L78 129H73L74 127L72 126V124L74 125L75 123ZM223 122V121H222ZM87 123V124H86ZM126 123V122H125ZM71 124V127H69L68 125H70ZM201 124V123H200ZM199 124V128L200 127H202L203 126V124H201L200 125ZM235 124H236V126H235ZM259 125V126H258ZM67 126V127H66ZM261 126V127H260ZM263 126V127H262ZM234 127H237L236 129H233ZM258 127H260V128H258ZM21 130H20V129ZM24 128V129H23ZM68 128H72L71 129V132H70V129L68 130ZM231 128H232V131H231ZM241 130H240V129ZM17 129H19V130H17ZM62 129L65 131H62ZM88 129V130H87ZM240 130L239 131V133H238V130ZM243 129H244V126H243ZM261 129H262V131H261ZM24 131V135H22L23 134V132L21 133V131ZM235 130V131H234ZM237 130V131H236ZM20 131V132H19ZM62 131V135H61V132ZM66 131H69L70 133L68 134V132L66 133ZM217 131V132H216ZM215 131V135L216 136H218V134H220L221 132L218 130V128H217V130ZM233 131L235 132V133H233ZM6 132V133H5ZM64 132V133H63ZM218 132H220V133H218ZM241 132V133H240ZM5 133V134H4ZM218 133V134H217ZM236 133H238L237 135H238V137H240V138H244V140H245V143H241L242 142V140H240L238 137H236ZM10 134H12V135H10ZM19 134H20V136H19ZM55 134H58L59 135V137L60 138H57L58 136L57 135H55ZM65 134V135H64ZM222 134V133H221ZM220 134V135H221ZM255 134H256V136L258 135V134H260V136H259V138L257 137V138H255L256 136H255ZM262 134V135H261ZM10 135V136H9ZM13 135H15V136H13ZM223 135V134H222ZM221 135V136H222ZM231 135V136H230ZM23 138H22V137ZM52 136H53V139H52ZM55 136H57V137H55ZM227 136L229 137V139L231 140V138H232V141H235V146L234 147H232L233 146V142L232 143H229L230 141L227 139ZM236 137V138H234V137ZM248 136H250L251 137V139H250V137H248ZM9 137V138H8ZM18 137V138H17ZM55 137V138H54ZM65 137V138H64ZM89 137V136H88ZM231 137V138H230ZM246 137V136H245ZM263 137V138H262ZM22 138V139H21ZM47 138H49L48 140H47ZM57 138V139H56ZM235 140H234V139ZM239 140H238V139ZM262 138V139H261ZM21 139V140H20ZM51 139V140H50ZM178 139H180V137H178ZM224 139V140H223ZM237 139V140H236ZM54 140L55 141H58V142H54ZM227 140L229 141V142H227ZM255 140H257L255 143H256V145H254V141ZM18 141V142H17ZM46 141H47V143H46ZM86 141V143H83V142H85ZM247 141V142H246ZM251 141H253L252 143H251ZM260 141V142H259ZM46 143V144H44V143ZM229 143V144H231V146L229 145V144H227V143ZM244 142V141H243ZM249 142V143H248ZM18 143H21L22 145H23V148L22 149H20L21 151H20V153L18 154V156H16L17 155V151H16V148H18ZM40 143H43V145H45V146H42L41 147V145L42 144H40ZM52 145H51V144ZM240 143L241 144H245L244 145V147H242V145H240ZM247 143H248V145H247ZM40 144V147L38 146ZM47 144H50V145H47ZM55 144V145H54ZM225 144H227V145H225ZM236 144H237V146H239V147H242V148H235V147H237L236 146ZM259 144V145H258ZM83 145V146H82ZM222 145V146H221ZM247 145V146H246ZM251 147H250V146ZM257 145H258V148H256L257 147ZM77 146H78V148H77ZM220 146L221 147H223V151H224V149H226L227 151H229V152H227L226 150L223 152L224 154V156L223 155H220L221 153H219V152H222V150H218L219 148H220ZM226 146H227V148H226ZM230 146V147H229ZM245 146H246V149H245ZM256 146V147H255ZM261 146V147H260ZM36 147V148H35ZM40 148L39 150L37 149V148ZM44 147V148H43ZM47 147H50V148H47ZM79 147H81V148H79ZM232 147V148H231ZM249 149H248V148ZM255 147V148H254ZM34 148V149H33ZM230 148V149H229ZM253 148L254 150H253V152H252V150L251 149ZM261 150H260V149ZM35 149L36 150H38L37 152L35 151ZM49 149V151H47ZM77 149H78V151L80 150V152H78L77 151ZM255 149H257V150H255ZM31 150H34V152L32 153L31 152ZM41 150V151H40ZM44 150V151H43ZM51 150V151H50ZM248 150L250 151L249 153H251L250 155H251V157H249L248 158V156L246 155V153L248 152ZM41 153H40V152ZM244 151H246V153H244ZM255 151H256V154H255ZM258 151V152H257ZM259 151L261 152V154H263V155H259ZM25 155H23L22 156V153ZM39 152V153H38ZM49 152V153H48ZM216 152H218L217 153V155L215 154ZM230 152H232L233 154H237V153H239L240 155H238V156H235V155H233L232 153H230ZM235 152V153H234ZM241 152H242V154H241ZM10 153H12L13 155H11ZM14 153H16V155H14ZM36 153V155H38L37 157H36V155H34ZM82 153H84V151L82 152ZM7 154V155H6ZM8 154H10V156H8ZM31 154H33V155H31ZM75 154H79V155H76L75 156ZM232 154V155H231ZM258 154V156H256ZM5 155V156H4ZM51 155V156H50ZM221 157H220V156ZM243 155H245L244 157H243ZM249 155V156H250ZM26 156H27V158L28 159H26ZM33 156H35V158L33 157V161H32V157ZM82 156H84V154H82ZM231 156L233 157V158H231ZM247 156V157H246ZM253 156L254 157H256V158H253ZM260 156V157H259ZM53 157V158H52ZM78 157V158H77ZM80 157V158H79ZM217 157V158H216ZM218 157H220V158H218ZM229 157H230V159H234L235 161H236V163L237 164H235V162H234V160L232 161V160H229ZM237 157V158H236ZM242 157V158H241ZM258 157V158H257ZM30 158H31V160H30ZM50 158L52 159L51 161H50ZM215 158L217 159V160H222V159H224L225 158V161L224 160H222L221 161V165H219V161H218V163H217V160L215 161ZM238 158H240V160H241V162H240V160L238 159ZM243 158H245V160H246V158L247 159H249L248 160V164H246L247 165V167H248V169H247V167H246V165H245V163L244 162H246L247 163V160L245 161L244 160V162L242 161V159ZM22 160V161H20V160ZM45 159V160H44ZM237 159H238V161H237ZM259 159V160H258ZM23 160H24V166H23ZM25 160L28 162H25ZM30 160V161H29ZM72 160H74L73 162H72ZM210 160H212V161H214L213 163L215 164H213ZM50 161V162H49ZM80 161V162H79ZM224 161V162H223ZM228 161H230V163H227ZM233 162V164H232V162ZM254 163H253V162ZM259 161V162H258ZM17 162V163H16ZM21 164H20V163ZM32 162V163H31ZM35 162H36V165H35ZM41 162H42V165H41ZM75 162V163H74ZM243 162V163H242ZM13 163V164H12ZM15 163L16 164H20V165H17V167L19 166H21L20 167V172L18 171V174H17V172L15 171L16 169H17V167H16V165H15ZM39 163H40V165L42 166H40L41 167V169H43V171L40 169V167H39ZM75 164V166H77V165H80L81 167H79V166H77L76 168H75V166H74V164ZM224 163H226V164H224ZM252 163H253V165H252ZM258 163H261V165H257L259 168H256L257 166H256V164H258ZM27 164V166L26 167H28L29 169H30V166H32L33 164H34V167H35V171L37 172H35V171H32V172H34V175L33 176H30V175H32L31 173L30 174H28V172H31V170L30 171H28V169L25 167V165ZM31 164V165H30ZM38 164V165H37ZM217 164L219 165V166H221L222 167V170H224V172L226 171V170H228L229 168H231V169H229V170H231V172L229 171L228 172V174H224L223 172L221 173V171L222 170H220L221 169V167H219L218 166V168H216V170H214L215 169V167H210V165L211 166H216L217 167ZM228 164H230L229 166H228ZM236 166H235V165ZM238 164H239V166L240 167H238ZM15 165V166H14ZM30 165V166H29ZM45 165V166H44ZM225 165V166H224ZM232 165H234L235 167H238L239 168V170H236V171H239V172H235V169H234V167L232 166ZM244 165V167L243 168H245V170L242 168V166ZM226 166L228 167V169L226 168ZM37 167L39 168V170L41 171V173H40V171H39V173H38V171H37ZM44 167V168H43ZM32 168V167H31ZM225 168H226V170H225ZM252 168V169H251ZM19 169V168H18ZM73 169H74V171H73ZM212 169V170H211ZM232 169H234V170H232ZM244 170V171H242V170ZM256 169H258V170H256ZM22 170V171H21ZM32 170H34V169H32ZM242 172H241V171ZM247 170H248V172L250 173H248L247 172ZM250 170H252L253 172H255V175L253 174V172H251ZM261 170V171H262ZM28 171V172H27ZM213 171L215 172V171H218V172H216V173H219L220 174V176H221V179H220V177H219V175L218 174H216V176H215V173H213ZM256 171H258V172H256ZM22 172V173H21ZM72 172V173H71ZM76 172V173H75ZM227 172V171H226ZM233 172V173H232ZM74 173H75V175H77L76 177H75V175H74ZM234 173H235V175H238L239 173H242V175L240 174V175H238L237 176V179L240 177V180L239 181H241L242 180V182H239L237 179H236V177H234L233 178V176H234ZM236 173H238V174H236ZM247 173V174H246ZM253 174V177H251V175ZM257 173H258V175H257ZM261 174V176L260 177H262V176H264V170L262 171V172H260ZM20 174V175H19ZM69 174H72V177L74 176V178H71L70 176H69ZM212 174V175H211ZM222 174L223 175H225V178H224V176H222ZM230 174H233V175H230ZM263 174V175H262ZM213 175L215 176V177H213ZM217 175H218V178H219V180L218 181H214V180H212V179H216L217 180ZM228 175H230L231 177H228ZM247 177H246V176ZM250 175V177H248ZM11 176V177H10ZM11 179H10V178ZM20 177V178H19ZM65 177H67V178H69V179H66ZM211 177H212V179H211ZM224 178V180H223V178ZM229 178V180H228V178ZM13 178V179H12ZM66 180H65V179ZM253 178H254V184H253V187L252 188H255V189H253V190H255V192L254 191H252L251 189V187H249V185L248 184H246V183H248V181L250 182L249 184H251V183H253ZM255 178H256V183H255ZM19 179V180H18ZM62 179V180H61ZM202 179V180H201ZM204 179V180H203ZM227 179V180H226ZM231 179V180H230ZM233 179H236L237 181H235L234 180V182H238V184L236 183H233ZM243 179H246V181H244ZM247 179H252V180H248L247 181ZM260 179V178H259ZM262 179H263V177H262ZM64 180V181H63ZM67 180H69V182H72L71 184H72V186H71V184L70 183H67ZM72 180V181H71ZM198 180H200L202 183V185H200L199 183H200V181H198ZM206 180V181H205ZM208 180V181H207ZM222 181V183H221V181ZM11 181V182H12ZM20 181V182H19ZM61 181H63V182H61ZM219 181H220V183H219ZM231 181H232V183H231ZM260 182V184H262L261 185V188L263 189H261V191H260V189H257V191H256V188H258V187H260V184L258 183V182ZM56 183V184H54V188H53V183ZM196 182H199V183H197V185H196ZM205 182H208L206 185L208 186L207 188H205L206 187V185H204L205 184ZM223 182H225V183H223ZM226 182H230L229 183V186L230 187H232L231 186V184L233 185V186H235V187H232V190H233V192L231 191V188L230 187H227L228 185H224V184H227ZM62 185H61V184ZM73 183H74V185H73ZM194 183H195V185H194ZM211 183H215V187L211 184ZM51 184V187H52V189H51V187H50V189L49 188H47V187H49L48 185H50ZM199 184V185H198ZM222 184V185H221ZM243 184H246V185H243ZM14 185V184H13ZM58 185V186H57ZM66 185H70L69 187H67ZM236 185H238L237 187H236ZM248 185V186H247ZM257 185H259V186H257ZM17 186V185H16ZM21 186V187H20ZM33 186V188L35 189V190H37L38 191V193H36L37 191H35V194L33 193V190H32V188H30V187H32ZM57 186V187H56ZM66 187V189H67V192H69V193H72L71 195L68 193L67 194V192L65 191V189H61L60 187ZM204 186V187H203ZM240 186V187H239ZM244 186H246V187H244V188H246V191H245V189L243 190V187ZM13 187V188H12ZM45 187H46V189H47V193H46V191H44V190H46L45 189ZM59 187V188H58ZM212 187V188H211ZM216 187H218L217 189H216ZM221 187V188H220ZM242 187V188H241ZM248 187H249V189H248ZM37 188V189H36ZM44 188V189H43ZM56 188V189H55ZM69 188V189H68ZM202 188V189H201ZM209 188V189H208ZM234 188V189H233ZM242 190H240V189ZM26 189V190H25ZM49 189V190H48ZM206 191H205V190ZM14 190V191H13ZM29 190H32V191H30V192H28ZM60 190H61V193H60ZM77 190V189H76ZM223 190H225V192L223 191ZM247 190H249V193H248V191ZM40 191H44L43 193L45 194V198L47 197V196H49V197H47L46 198V200L44 201V200H42V198L44 197V195L42 196L41 194H42V192H40ZM49 191H52V192H49ZM194 191V192H193ZM226 191H228V194H229V197L228 198H226L227 196H228V194L226 193ZM21 192V194H19ZM25 192H27L26 193V197L24 196V193ZM211 192H213V193H215L214 195L213 194H210ZM217 192H218V194H219V192H220V194L219 195H217ZM221 192H224L225 194H226V196H225V194L224 193H221ZM236 192H237V194H236ZM244 192V193H243ZM246 192V193H245ZM23 193V194H22ZM31 193V194H30ZM32 193H33V196H35V198L37 197V199H34L33 197L31 198V196H30V198H29V201H27V197H29V195H32ZM50 193V194H49ZM62 193H63V195L66 197H64V196H62ZM65 193V194H64ZM199 193V194H198ZM247 193L250 195V193H251V197H249V199H256V198H259V199H257V202L259 203H255V200L253 199V200H249V203L251 204H249V203H247V202H245V200L247 199L248 200V195H247ZM29 194V195H28ZM36 194H39L38 196L36 195ZM47 194V195H46ZM224 195V196H222V195ZM230 194H232L231 196H230ZM242 194H246V195H244L245 197H246V199L245 200H243L244 198H242L241 196H242ZM255 195V197H253L252 195ZM257 194H259L258 195V197L256 196ZM261 194V195H260ZM24 196L25 198H23L22 196ZM28 195V196H27ZM56 195L58 196V197H56ZM68 195H70V196H68ZM73 195V196H72ZM186 196V199L185 198H182V196ZM194 195V196H193ZM199 195H202L201 197H199ZM60 196V197H59ZM61 196L63 197V198H65V199H63V201H62V199H61ZM184 196V197H185ZM204 196H207V197H209V196H211V197H213V198H215L214 200H213V198H209V200H207L208 198L206 197V200L204 199ZM216 196V197H215ZM222 196V197H221ZM262 196H264V195H262ZM18 197H21L20 199L18 198ZM56 197V198H55ZM70 197V198H69ZM196 197V198H195ZM203 197V198H202ZM221 197V199H224V200H226V201H228L229 202V206L227 207L226 205H225V203L227 204V202L226 201H223V200H221V199H219ZM226 199H225V198ZM233 197V198H232ZM253 197V198H252ZM17 198V199H16ZM26 199V200H23V199ZM39 198H41V200L39 199ZM51 199V201H50V199ZM53 198L55 199V201L58 199V201H60V199H61V202H58V201H56L57 203H59L58 205L56 204V202L55 201H53ZM60 198V199H59ZM185 201H182V199ZM199 198V199H198ZM200 198H202V201L203 200H205L204 202H206V204L205 203H203L202 201H201V199ZM217 198L219 199V201H217ZM231 198V199H230ZM22 199V200H21ZM31 199L33 200V202L35 203H32L31 204ZM49 199V200H48ZM179 199V200H178ZM181 199V200H180ZM188 199H189V197H188ZM198 199V200H197ZM234 199V200H233ZM239 199V200H238ZM40 200V201H39ZM47 200H48V202H47ZM188 201V203H187V201ZM191 200V199H190ZM203 203H198V202H200V201ZM241 200V201H240ZM37 201H39L37 204L38 205H36V202ZM42 201H43V203H42ZM180 201H181V203H182V205H185V206H182L181 205V203H180ZM198 201V202H197ZM214 201H216V203L214 202ZM233 201V202H232ZM238 201H240V202H238ZM47 202V203H46ZM50 202V203H49ZM51 202H54V206H52V204H51ZM69 202V203H68ZM212 202V203H211ZM223 202V204H221ZM225 202V203H224ZM11 203H13V204H11ZM42 203V204H41ZM48 203L51 205H49L50 206V208L52 209V210H49L47 207H49L48 206ZM62 203V204H61ZM64 203L66 204L65 206H64ZM72 203V204H71ZM187 203V204H186ZM230 203H232V204H230ZM239 203V204H238ZM240 203L242 204V206H246L245 208V210H242L243 209V207L240 205ZM243 203H245V205H243ZM9 204H11L10 206L11 207H9ZM15 204V205H14ZM20 204V206L18 207L17 205H19ZM28 204H30V206H32V208L33 209H28L27 211H26V206L29 208V206H28ZM56 204V205H55ZM61 204V205H60ZM178 204H180L179 205V207H178ZM216 204L218 205L217 207H215L216 206ZM13 205V206H12ZM23 205H25V209H23L22 210V208H24V207H22ZM40 205V206H39ZM41 205H42V207H44L43 209L44 210H42L41 208ZM44 205V206H43ZM45 205H47V209H48V211H47V209L45 210ZM59 205L61 206V207H59ZM73 205V206H72ZM199 205H200V207H199ZM231 205V206H230ZM236 205L238 206V208L236 207ZM56 206V207H55ZM58 206V207H57ZM64 206V207H63ZM72 206V207H71ZM187 206V207H186ZM242 207V209L240 210V207ZM21 207V208H20ZM40 207V208H39ZM63 207V208H62ZM216 209H218V211H223V215H221V211H220V213H218L219 214V216H218V214L217 215H215L216 214V211L217 210H215V208ZM221 207H223V208H221ZM231 207H233L232 209H231ZM21 210H20V209ZM54 208H57V209H55V210H53ZM58 208H60L59 210H58ZM62 208V209H61ZM69 208V209H70ZM178 208H179V210H178ZM213 208V209H212ZM235 208H237V211H236V209ZM39 209H41V211L39 210ZM154 210V208H150V210L148 211V212H146L147 214H145L146 216L144 217L146 220L148 219H150V217H152L153 215H151V213L153 212V211H151V210ZM174 209H176L177 210V212L174 210ZM196 209V210H195ZM227 209H228V212H231V213H228L227 212ZM255 211H254V210ZM24 210H25V212L27 213L29 210V212L27 213V214H25V212H24ZM57 210H58V212H57ZM195 210V211H194ZM232 210V211H231ZM239 210L241 211V212H239ZM251 212H250V211ZM257 210V211H256ZM43 211H46V212H49V213H46L45 215H46V217L49 219V217H48V214L49 215H53L54 217H53V219H52V216H50V218L52 219V221H53V223L51 224V226H49V223L48 222H50V219L48 220V219H45L46 217H43V218H41V217H39V213L40 214H42L43 213ZM53 211V213H55V212H57L58 214L59 213H62V214H59V215H57V213H55V214H50L51 212ZM193 211V212H192ZM213 211V212H212ZM215 211V212H214ZM243 211H245V213L243 212ZM249 211V212H248ZM23 212V213H22ZM31 212V213H30ZM33 212V213H32ZM150 212V213H149ZM176 212V213H175ZM211 212V213H210ZM255 212V213H254ZM31 214V217L33 218H35V214L36 213H38V215L36 216V219L34 220L35 222L34 223H32L33 222V219L30 217V214ZM148 213L151 215H149L150 217L148 218ZM191 213V214H190ZM213 213H214V215H213ZM240 213V214H239ZM20 214V215H19ZM34 216H33V215ZM64 214V215H63ZM153 214V213H152ZM174 214H175V216H174ZM177 214V215H176ZM232 216H231V215ZM242 214H244V215H242ZM249 214V215H248ZM253 214H255V215H253ZM19 215V216H18ZM220 215L222 216V217H220ZM228 215H230V216H228ZM234 215H238L237 217L236 216H234ZM251 215H253L252 217H251ZM20 216H21V218H20ZM22 216H24L23 217V220L24 221H22ZM60 218H58V217ZM61 216H65V217H67V218H63V217H61ZM189 216V217H188ZM217 216H218V218H217ZM246 218H245V217ZM250 216V217H249ZM19 217V218H18ZM38 217H39V219L42 221V223H41V221L40 220H38V221H40V222H38L37 221V219H38ZM187 217V218H186ZM213 217V218H212ZM224 217H225V220H224ZM226 217H227V219H226ZM232 217H234V218H232ZM240 217H244L243 219L241 218L240 219ZM29 218V219H28ZM31 218V219H30ZM216 218L217 219H219V220H217V222H216ZM44 219V220H43ZM57 219V220H56ZM62 219H63V221H62ZM145 219H140L139 221H137L136 223H138L137 225H135V227H141V226H144V223H146V222H144L145 221ZM230 220V222H232V224H231V226H228V224L230 223L229 222V220ZM239 219V220H238ZM250 219V220H249ZM18 220L20 221V222H18ZM26 220H28V221H26ZM29 220H31V223H29L30 221ZM46 220V221H45ZM55 220V221H54ZM60 220H61V222H60ZM142 220V221H141ZM215 220V221H214ZM242 220V221H241ZM244 220V221H243ZM253 222H252V221ZM47 222L48 223V226L49 227H52V229H50L48 226H47V223H43V222ZM207 221H208V223H212L211 224V228H214L213 230L210 228V225L208 224L207 225ZM211 221H214L215 223H213V222H211ZM220 221H222L221 223H220ZM225 221V222H224ZM240 222V223H238V222ZM249 222V224H248V222ZM24 222L26 223L25 225H27L26 227L23 225L24 224ZM141 222V225L139 224ZM226 222H229V223H226ZM236 222V223H235ZM251 222V223H250ZM22 223V224H21ZM55 223V224H54ZM57 223H59L58 225H57ZM225 223V224H224ZM248 225H247V224ZM18 224V225H17ZM22 225L21 227H20V225ZM32 224V225H31ZM36 224V225H35ZM37 224H38V226H37ZM43 224H45V225H43ZM61 224H63V225H61ZM204 224H205V226H207V228L205 227V229H204V231H202V233L200 232L201 230H203V226H204ZM214 224L217 226H214ZM233 224H234V226H233ZM28 225H30L29 226V228L27 229V227H28ZM55 225L57 226L56 228H55ZM189 226H191V224L189 223L188 224ZM222 225V226H221ZM237 225V226H236ZM251 225V226H250ZM253 225V226H252ZM18 226V227H17ZM24 226V227H23ZM54 226V227H53ZM214 226V227H213ZM221 226V227H220ZM225 226H227L226 227V229H225ZM233 226V227H232ZM243 226H245V227H243ZM21 228V230H20V228ZM44 227H46V228H44ZM216 227V228H215ZM223 227V228H222ZM229 227V228H228ZM241 227V228H240ZM250 227V228H249ZM12 228H14L13 230H12ZM17 228H19L18 229V231H19V233H17ZM22 228H23V230H24V232L26 233H24V232H22L23 230H22ZM47 228H48V230H47ZM219 228V229H218ZM252 228V229H251ZM258 229L257 231H255L254 229ZM8 229H11L12 231H10V230H8ZM45 229V230H44ZM53 229L54 230H56V231H53ZM199 229H201V230H199ZM209 229V230H208ZM228 229V231H226ZM8 230V232H6ZM26 230V231H25ZM47 230V231H46ZM198 230H199V232H198ZM218 230V231H217ZM50 233H49V232ZM208 231L210 232V234H211V237H213V239L210 237V234H207L208 233ZM211 231H212V233H211ZM220 231V233L222 234H219L218 232ZM244 231H245V233H244ZM255 231V232H254ZM12 232L13 234H10V233ZM48 232V233H47ZM217 232L218 233V235L216 234V236L217 237H215V233ZM229 232V233H228ZM247 232V233H246ZM249 232V233H248ZM7 233H9V234H7ZM21 233V234H20ZM53 233H56V235H57V233L59 234V235H55V234H53ZM61 233H63V234H61ZM214 233V234H213ZM228 233V235L226 236V234ZM241 233H242V235H241ZM250 233H253V235H250ZM5 234H6V237H5ZM20 234V235H19ZM39 234H41V237L43 236V239L40 241V239H41V237L39 236ZM43 234V235H42ZM46 234H47V236H46ZM214 236H213V235ZM238 234H240L239 236H238ZM247 234H249L248 235V237H250V238H248L247 240L249 241V239H250V241L248 242V241H246V236H247ZM11 235V236H10ZM14 237H13V236ZM15 235H16V238H15ZM37 235V236H36ZM54 235V236H53ZM63 235V236H62ZM207 235H209V237L208 238H210L209 240L210 241H208L207 240V242H205V239H207ZM245 237H244V236ZM8 236V237H7ZM18 236H20V239H19V237ZM49 236V237H48ZM55 236H56V239H55ZM58 236L60 237V238H58ZM203 237V238H201L200 239V237ZM205 236H206V238H205ZM218 236H220L219 238H218ZM242 236H243V238H242ZM10 237V238H9ZM37 238V239H35V238ZM44 237H46V238H44ZM48 237V238H47ZM65 237H68V234H66V236ZM227 237V238H226ZM230 237V238H229ZM6 238V239H5ZM39 238V239H38ZM54 238V239H53ZM215 238V239H214ZM234 238V239H233ZM241 238V240H239ZM2 239V240H1ZM14 239L16 240V242L14 241ZM33 239V240H32ZM64 241H63V240ZM200 239V240H199ZM217 239H219V241L217 240ZM237 239V240H236ZM35 240H38L39 242H37V244H35L34 243V241ZM44 240H46V241H44ZM49 242H48V241ZM195 240H196V242H195ZM201 241V242H199L200 243V245H201V247H200V245L197 243L198 241ZM228 242H227V241ZM245 240V241H244ZM14 241V242H13ZM47 242V243H44V245L42 244L43 242ZM205 242V245H202V244H204V242ZM214 241V244L213 245H216V247L218 248V246H219V249H221L222 250V252H216L215 251V253L213 254L212 253V251H214V250H218V249H216V247H215V249H212L211 247H213V245H211L210 243L211 242H213ZM218 241V242H217ZM230 241V242H229ZM11 242H13V244L11 243ZM17 242H19V246H20V248L22 249V251L23 250H25V251H23V252H21V249H18L19 247L18 246H16L17 245ZM28 242V243H27ZM50 242H52V243H50ZM210 242V243H209ZM216 242L217 243H219V244H216ZM221 242H222V245H221ZM224 242V243H223ZM244 242V243H243ZM31 243V245H30V248H29V244ZM48 243L50 244V246H48ZM66 243V242H65ZM185 243V246L188 248H186L183 244ZM190 245H189V244ZM208 243V244H207ZM234 243V244H233ZM27 244V245H26ZM43 245V246H41L40 247V245ZM45 244H47V248H46V246H45ZM195 244V245H194ZM228 244V245H227ZM231 244V245H230ZM243 244V245H242ZM14 245V246H13ZM38 245V246H37ZM187 245H189V246H187ZM196 245H197V247H196ZM199 245V246H198ZM242 245V246H241ZM31 246H32V248H31ZM45 246V247H44ZM62 246V247H61ZM180 246H181V249L182 250H180ZM203 246V247H202ZM233 246H235L234 248H233ZM239 246V247H238ZM13 247H17V248H15V249H18V251L20 250V252H18L17 250L16 251H13L12 250V248ZM46 249L45 251H44V248ZM60 247V248H59ZM193 247H195V249H198L197 251L196 250H194L193 249ZM205 247V248H206ZM213 247V248H214ZM12 250V252H11V250ZM41 248H43V252H45L44 254H43V252H42V249ZM186 248V252L184 251V249ZM192 248V250H190V253H189V249H191ZM201 250H200V249ZM7 249V250H6ZM14 249V250H15ZM28 249H30V251H32V253L28 250ZM31 249H34V250H31ZM209 249H212V251H211V253L209 252ZM240 249V250H239ZM9 250V251H8ZM26 250H28L31 254H33V255H31L30 253H27V251ZM194 250V251H193ZM245 252H244V251ZM250 250V249H249ZM4 251V252H3ZM35 251V252H34ZM47 251V252H46ZM184 251V253H186V255L185 254H183L182 252ZM188 251V252H187ZM193 251V252H192ZM218 251H220V250H218ZM238 251V252H237ZM243 251V252H242ZM16 252V254H14ZM26 252V254H24ZM56 252V253H55ZM240 252V253H239ZM19 253V255H17ZM20 253H22V254H20ZM35 253L37 254V256L35 257ZM210 253V254H209ZM234 253H236V255L234 254ZM12 254H14V255H12ZM52 254V255H51ZM54 254H56V255H54ZM179 254V253H178ZM183 254V255H182ZM212 254V255H211ZM220 254V255H219ZM224 254V253H223ZM196 255V254H195ZM195 255H193V256H195ZM211 255V256H210ZM218 255V256H217ZM230 257H229V256ZM239 255V256H238ZM20 256V257H19ZM25 256V257H24ZM29 256H31V257H29ZM46 256V257H45ZM210 256V258H209V261H207L208 260V257ZM235 256V257H234ZM6 257V258H5ZM23 259H22V258ZM53 257V258H52ZM56 257V258H55ZM190 257V258H189ZM19 259V258H21L20 260H16V259ZM239 258V259H238ZM241 258V259H240ZM5 259H6V261H5ZM51 259V260H50ZM198 259V260H197ZM201 259V258H200ZM211 259V260H212ZM46 260V261H45ZM193 260V259H192ZM49 261H48V264H50L49 263ZM240 261H241V263H240ZM168 262V261H167ZM182 262V263H181ZM192 262V261H191ZM235 262V263H234ZM216 262L214 263L213 261H211V264H217ZM166 264H168V263H166ZM186 264V263H185ZM219 264V263H218ZM220 264H222V263H220ZM245 264H247V263H245Z\"/></svg>", "mask_w": 264, "mask_h": 264}, {"label": "crops", "instance_id": "0c3cea01", "mask_svg": "<svg viewBox=\"0 0 264 264\" xmlns=\"http://www.w3.org/2000/svg\"><path fill=\"white\" fill-rule=\"evenodd\" d=\"M8 4L0 5V56L7 50L10 34L14 26V18Z\"/></svg>", "mask_w": 264, "mask_h": 264}]
</instances>
